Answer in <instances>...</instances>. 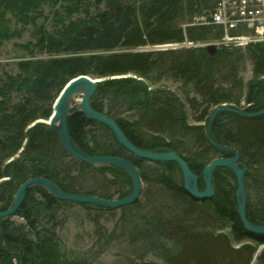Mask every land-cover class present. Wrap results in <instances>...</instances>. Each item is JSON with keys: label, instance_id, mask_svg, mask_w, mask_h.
<instances>
[{"label": "trees", "instance_id": "obj_1", "mask_svg": "<svg viewBox=\"0 0 264 264\" xmlns=\"http://www.w3.org/2000/svg\"><path fill=\"white\" fill-rule=\"evenodd\" d=\"M51 1L52 7L46 13L56 15L53 20L61 26L60 36L43 30L41 41L48 47L40 52L46 55L21 62L19 71L8 74V81L0 79V210L7 209L18 186L34 176L47 177L71 193L122 198L130 192L127 186H132V181L126 171L117 166L96 167L73 157L62 145L58 132L39 121L50 118L64 86L80 74L107 78L97 83L91 105L112 116L136 146L175 150L198 173L208 165L212 152L219 151L207 140L206 124L201 122H207L221 105L239 103L236 93H243L241 71L247 59L253 63L254 74H264V50L257 48L264 44L244 49L221 46L214 53L202 46L142 50L221 38V26L196 20L213 11L218 0H85L79 4L66 0L69 15L63 18L59 11L65 6L58 0ZM33 2L15 1L14 9L25 15ZM82 6L83 11L72 15ZM3 14L0 8V19ZM31 55L38 56L36 52ZM152 74L170 76L188 88L186 99L198 112L197 125L189 123L184 102L177 94L149 88L144 79ZM11 90L20 92V96L11 97ZM247 90L248 106L244 110L264 109V78L248 83ZM123 104L128 109L123 110ZM68 126L84 152L128 158L148 184L142 199L129 205L136 213L121 219L124 223L129 220V225L119 221L109 230L99 217L92 218L100 250L119 231V235L128 236L127 247L134 256L133 260L129 257V264H155L144 261L152 252L169 264H251L258 248L264 245V235L252 234L243 226L237 211L236 187L219 182L220 169L214 175V196L199 200L169 174L178 168L176 163L155 162L160 171L149 177L142 170L145 160L127 151L104 124L75 111ZM92 126L106 128L108 141L98 139ZM195 130L199 150L190 156L185 151L187 144L183 146L179 138L181 135L184 140L186 136L181 132ZM211 135L214 141L235 147L248 165L264 163V114L245 117L224 111L212 124ZM114 184L117 189L113 191ZM155 185L159 193H155ZM199 185L203 188L202 183ZM74 204L54 198L41 186L30 188L16 215L22 221L9 218L2 222L0 264H96L84 251L69 250L59 241L58 231L65 222L57 217L58 209ZM78 204L97 213L114 211ZM263 214V209L248 199L249 220L264 224ZM227 227L231 235L223 231ZM138 260L141 263H135ZM253 264H264V248Z\"/></svg>", "mask_w": 264, "mask_h": 264}, {"label": "rangeland", "instance_id": "obj_2", "mask_svg": "<svg viewBox=\"0 0 264 264\" xmlns=\"http://www.w3.org/2000/svg\"><path fill=\"white\" fill-rule=\"evenodd\" d=\"M11 1L12 3L7 0H2L0 5V8L4 13L3 17L0 19V79L4 78L5 81H8L7 76L9 73H16L17 71H19L20 69L19 64L21 62L26 60H33L46 55L45 52H40L42 50V47H46L48 45L47 43L42 44L43 42L41 41V37H42L41 32L43 30L47 28L50 34L54 35L55 37H59L61 34L59 32L61 30V26L57 25V23L54 22L53 20L56 15L52 17L51 13L50 14L46 13V11L49 12L52 7L51 0H34L30 8L27 9L24 8L25 9L24 13H26L25 15H22L20 11L14 9L13 2L19 0H11ZM81 1H85V0H74V3L79 4ZM53 2H55V0H53ZM57 2L62 3V5L65 6V8L59 11L61 14V18L69 15L67 13L69 9L67 8L68 4L66 0H58ZM84 7L85 6H82V10L77 9L76 11L72 12V15L75 13H77L78 15L81 11H83ZM194 22L196 21L194 20ZM216 40L218 41L219 39ZM213 42L216 41H214L213 39H208L197 43L187 42L184 43L185 45H183V47L202 46L207 49L208 45ZM157 46L159 45L147 46L144 48H146L147 50H151V49L154 50V49H158L156 48ZM221 46H227V45L221 44L218 46L217 49H219ZM228 46H232V45H228ZM257 48L264 50V45H261V47H257ZM32 52H36L38 56H32L31 55ZM245 63L246 64L244 65L241 71V77L243 78L245 83V86L243 88V93L241 94H239L238 92L236 93L237 95L236 99L240 96L239 103L236 102L227 103V105L236 106L240 109H245V107L248 106L246 104L248 83L257 79L264 78V74L263 75L254 74L253 63L251 60L247 59ZM95 78H101V77H95ZM105 79L107 78L102 77L100 82H102ZM144 81L149 86L150 89H168L173 91L175 94H177L184 102L189 123L192 125L198 124V122L195 121L198 112L191 109L186 99L185 91L188 90V88H186L182 82L177 81L170 76H163L159 78L157 74H152L151 78L144 79ZM19 93L20 92L16 90L13 91L11 90L9 94L11 95V97H16V96H20ZM192 95L193 94L191 93L190 97H192ZM79 104L80 103H78L76 100L72 102L71 110L72 111L77 110ZM121 108L123 110H126L128 109V105L123 104ZM201 123L202 125L205 124L207 125L208 121ZM91 129L93 133L96 134V137L98 139H104V142L108 141L109 134L106 128H104L103 126H92ZM181 133L183 135H186L184 140H182L181 135L179 138L183 146H185V143L187 144L188 148H186L185 146L186 154L187 155L190 154V156H192V153L199 150L196 130L195 132L188 131L186 133L185 131H183ZM155 137L158 136L156 135ZM224 155L225 154H223L220 151L219 152L213 151L211 157L214 158ZM241 161L246 163L248 166V170L246 172L247 175L246 188H247L248 199L251 203L256 205L257 208H259L260 210L263 209L264 211V163L261 162L253 165H248L246 159L241 158ZM219 169H220L218 174L219 182L222 183L223 185H225L226 183L227 185L231 183L234 187L237 188L235 175L233 174L234 177H231V175L229 174L230 169L227 167H220L216 169V172ZM142 170L145 172V175L151 177L154 175V173L160 171V167L157 166L154 161L145 160L142 164ZM231 172L233 173L232 170ZM201 173L202 170L199 171L200 176ZM169 174H171V176L174 177V179L177 182L184 183L182 172L179 166L178 168L171 169V171H169ZM131 181H132V186L129 185L127 186L128 189L131 188L130 191L132 190L133 187L132 178ZM199 183L203 184V188L205 187V183L202 179H200ZM124 184L126 183L124 182ZM147 187L148 184L144 183L143 181L142 192ZM116 189L117 186L114 184L112 190L114 191ZM155 190L157 191L155 193H159L160 191L156 185H155ZM140 199H142V194L138 200ZM159 199H160V195L158 201ZM127 206L128 208L126 209L118 208V209H113L114 210L113 212L100 211L99 213H97L95 210L91 208L88 209L84 208L80 206L78 203L74 205L60 206L58 209L57 217L60 218V220H64L65 225L63 226V228L59 229L58 231L59 241H61L64 245H66L67 248H70L69 250L74 249L73 251L75 250L84 251L87 257L92 261H94L96 264H129V257L131 260H133L134 256H132L129 253L127 247V244L129 243L127 240L128 236L123 235V233L119 235V231H117L115 233V235L117 236L113 240H111L110 243H108L103 250H100L99 247L101 243L97 239V236L94 231L95 225L94 222L92 221L93 217H99L101 222H103L105 226L108 227L109 230H113L119 221L122 222L120 223L121 225L127 226L129 225V220L126 221V223H124V221L121 220L122 217L124 215H130L136 213V210L131 208L129 205ZM13 219L22 221V219L19 216H15L13 217ZM223 231L227 234H230L229 227L225 228ZM235 244L237 245V243ZM256 246L258 247L257 244ZM144 261L154 262L155 264H169L165 259L158 256L155 252L149 253L147 256H145ZM135 263H141V262L138 260V262Z\"/></svg>", "mask_w": 264, "mask_h": 264}, {"label": "water", "instance_id": "obj_3", "mask_svg": "<svg viewBox=\"0 0 264 264\" xmlns=\"http://www.w3.org/2000/svg\"><path fill=\"white\" fill-rule=\"evenodd\" d=\"M207 50L210 53H214L217 50V47L215 45H209ZM101 79L102 78H95L87 74H80L69 80L54 103V111L51 117L48 120H41V122L50 125L58 132L62 145L69 154L75 158L96 167L117 166L122 168L133 180L132 190L122 198H104L92 194L67 192L54 181L44 176L30 177L18 186L11 205L7 209L0 210V234L2 232V222L17 215L19 208L26 200L29 189L33 186L43 187L54 198L62 201L92 204L108 209L125 207L135 203L140 198L143 190V179L140 170L135 163L128 158L118 155L88 154L80 149L73 139L69 130L68 120L75 111L71 110V104L69 101L73 94L85 88L86 90L83 93L81 103L76 111H81L87 118L97 120L106 125L112 131L116 140L134 156L150 161L177 163L182 172L184 182L183 187L192 197L199 200L212 198L214 196L215 170L219 167H227L232 170L237 183L235 195L240 220L248 232L256 235H264V224H255L251 222L247 215L248 196L245 181L246 172L248 170L247 164L240 160V153L235 147L220 144L214 141L211 135L212 124L216 117L224 111L237 113L245 117H253L264 114V109L248 112L229 105H222L212 112L205 129L206 138L217 150L226 152L228 155L213 158L210 163L203 168L202 178L205 183V188L201 189L199 187L200 175L195 172L190 167L189 163L175 150H148L136 146L127 137L112 116L92 107L91 99L96 91L97 83L100 82Z\"/></svg>", "mask_w": 264, "mask_h": 264}, {"label": "built area", "instance_id": "obj_4", "mask_svg": "<svg viewBox=\"0 0 264 264\" xmlns=\"http://www.w3.org/2000/svg\"><path fill=\"white\" fill-rule=\"evenodd\" d=\"M196 20L222 27V38L213 42L218 46L264 44V0H218L213 11Z\"/></svg>", "mask_w": 264, "mask_h": 264}, {"label": "bare ground", "instance_id": "obj_5", "mask_svg": "<svg viewBox=\"0 0 264 264\" xmlns=\"http://www.w3.org/2000/svg\"><path fill=\"white\" fill-rule=\"evenodd\" d=\"M86 89L83 88L81 89L80 91L76 92L75 94H73L70 98V101L69 103L71 104L72 102H74L75 100L78 102V103H81V100H82V96H83V93Z\"/></svg>", "mask_w": 264, "mask_h": 264}]
</instances>
